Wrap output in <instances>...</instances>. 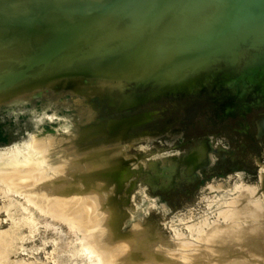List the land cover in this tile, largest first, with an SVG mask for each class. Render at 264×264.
Here are the masks:
<instances>
[{"label": "rangeland", "instance_id": "374dc122", "mask_svg": "<svg viewBox=\"0 0 264 264\" xmlns=\"http://www.w3.org/2000/svg\"><path fill=\"white\" fill-rule=\"evenodd\" d=\"M52 1L64 6L71 2ZM81 1L72 0L71 5L78 2L77 5L74 7L76 3L73 4L74 8L69 5L70 8H67L66 5L64 15L70 18L74 14L72 12L83 4ZM49 2L12 0L9 3L11 6L7 7L11 10L7 9L8 13L5 11L4 14L6 17L12 14L14 20H10L9 15L4 17L10 22L13 20L11 23L18 21L10 26L9 20H5L6 34L10 37L17 32L16 29L19 30L21 23L18 22L29 18V30V26H20L25 30L20 33V28L18 31L22 39L47 33L42 29L40 19L48 12L45 7ZM94 2H91L92 5ZM241 9L246 14L244 22L232 24L220 36L223 46L220 47L224 50L220 48L222 51L209 55L197 66L183 61L177 67H171L165 71V76L172 70L177 75L169 76L170 79L167 77L169 81L163 79L153 84V81L139 83L117 78L104 79L100 72L88 78L85 73H74L76 70L71 69H68L69 72L62 69L60 71L64 74L59 71L51 78H45L42 73L34 81L30 76L5 79L11 68V71L17 68V60H23L21 56L26 58L29 51L31 54L39 50L40 46H33L35 40L32 47L24 45L25 48L16 56L17 60L15 56L11 58L15 63L9 66L10 69L4 67L0 70L1 74L7 69V74L3 72L6 76L0 81H12L13 84L0 82V92L4 91L0 93V240H8L1 244L0 249L7 253L9 264H104L95 253L84 254L85 248L79 245H88L90 239L84 238L82 229L77 228L75 222L72 229L71 223L65 221L72 217L60 211L53 214L56 211L51 209V205L37 201V197L34 201L40 207L36 209L33 196H27V202L24 199L26 194L22 196L21 193L25 190L23 186L32 188L44 180L43 176L39 179L36 178L38 176L33 177L40 170L48 176L65 169L62 174L60 172L61 177L73 178L75 175V178L85 170L86 175L94 173V166L89 160L97 162L98 159L106 166L123 158L133 172L127 179H122L121 188L110 193L122 216L119 236L115 241L123 240L129 244L131 235L140 233L133 243L137 263L142 264L145 259L146 263L152 264V260L159 257L162 260L164 255V263L160 259L158 263L169 264L174 260V264H189L204 252L210 259L199 263L216 264L219 257L230 256L231 260L243 257L247 247L242 244L251 238L264 239V230L258 229L260 222L264 224V123L262 132L259 130L260 122H264V2L259 4L258 0H245ZM220 18L216 17L215 23L221 21ZM26 31H29V36ZM199 35L203 34L199 32ZM11 37L13 42L16 41L15 35ZM200 55L203 59L204 53ZM40 66L25 72H42ZM24 78L26 83L20 82ZM162 81L166 82L165 85ZM14 82L18 83L15 85ZM23 147L27 148V154L31 153L34 161L33 166L32 162H28L24 163L25 169L19 167L22 169L20 173L29 171L26 175L30 174L33 181L22 177L27 183L8 182L11 169L25 161ZM201 148L202 159L199 157L200 161L190 163L193 159L189 157ZM18 149L24 154L16 153L17 159L14 158V151L18 152ZM13 160H16V165ZM59 167L62 169L58 170ZM91 168L92 172L89 171ZM54 170H57L56 173ZM24 173L20 176H26ZM9 187L14 191L17 189L12 187L18 188L20 192H10L7 190ZM46 210L52 214H46ZM257 213L258 216H255ZM16 218L23 223L13 222L18 220ZM24 221L32 224L24 225ZM15 225L20 227L16 229ZM146 227H150L149 230ZM11 228L15 230L11 231ZM228 233L231 234L228 241L215 240V236L219 238ZM12 238L14 242H9ZM245 238L248 240L245 241ZM224 246L231 247V250H223ZM155 250L161 253L162 258L158 253L156 255ZM149 254L159 257L152 256V259ZM120 259V264L123 261L135 264V261H128L129 254L121 255Z\"/></svg>", "mask_w": 264, "mask_h": 264}, {"label": "bare ground", "instance_id": "6f19581e", "mask_svg": "<svg viewBox=\"0 0 264 264\" xmlns=\"http://www.w3.org/2000/svg\"><path fill=\"white\" fill-rule=\"evenodd\" d=\"M11 1L12 0H0V70H2V68L4 67L5 68L9 66L11 67V64L15 63L14 60L12 61L13 59L12 57L15 56V59L17 60L18 58H16V56L19 53H21L20 51L22 49L25 48L24 45L25 46L28 45L27 48H29L30 46L32 47V43L35 40L36 43L33 46L34 47L40 46V48L38 51H35L31 54L29 51L27 55L28 57L26 58L23 54L22 55L24 57L20 55L21 59L23 58L22 60L23 63L26 62L24 65L22 61L17 60L18 63L20 62L22 64L17 63L18 66L15 65L17 66L16 69L13 67L14 70L11 71L12 68L10 69L9 67L8 69H10V72L8 74L5 71L7 69H4L3 72L5 71L7 74V77L5 79H8V80L14 78V76L17 77V79L24 77V76H30L29 78L34 81V80H38L42 73H44L45 78L47 77L51 78V76L54 73H57L62 69L64 70L67 69L68 72H69L68 69H71L73 71L76 70L74 71V73L83 72V74L85 73V76L87 77L91 75L93 76L95 73L100 72L102 75H100V73L99 75L101 77L103 76L104 79L106 77L108 79L117 78L119 80L123 79V80H128V81H137L139 83H148L150 81H153L152 82L153 84L160 83L161 80L163 79L165 80L167 79V81H169L168 80L169 76L171 77V76L177 75V72L176 71L174 72L172 70L169 73V75L165 76V71L168 69H171V67L172 68L177 67L178 64L182 63L183 61L192 62L194 63L195 66H197L201 64L202 62H204L206 59H208L209 55L211 54L215 55L218 53V51L220 52L224 50V48L222 49L220 47L222 46L220 36L225 34L232 24L239 25L243 23L244 17L246 16L245 10L241 9L242 4L244 3L245 0H232L231 2L230 0H97L99 2L98 4L96 3L97 2L96 0H92V1L82 0L81 2H83V4L80 7H77L75 9V12L74 11L72 12L74 14L71 17L69 15L70 18H68L65 16L66 14L64 15L63 11L66 8V5H67V8H70V7H73V4H75L76 2L71 5V2H72L71 0L70 4H66L65 6L62 4H59L61 6L60 7L57 3H54L52 0H49L50 2H49L48 7H45V9L47 8L48 12H46L40 19L43 22L42 29L46 30L47 33L43 31L45 34L44 35L42 34V36H39V35L36 36L34 34L33 35L31 34L32 36H30L28 40L26 38L25 39L26 41H25L24 39L21 38L22 36L20 35L22 34L20 33H22V31L25 30L22 28L29 26L28 24L31 23L30 18H29L30 21L28 19L26 20L23 19V20H20L21 22H18V23H21L20 26L22 28L18 26L17 23L15 24L19 27V30L21 28L20 31L17 29H16L17 32L13 31L16 34L10 33L11 35L9 37V34L8 33L6 34L5 32V29L7 27L6 26L7 23L5 24V22L9 19L10 20L13 19L12 14L11 15L8 14L10 16L9 19L7 20L5 19L6 17L5 11H7L8 9L7 7ZM79 1L80 0H78V2ZM90 1L92 3L93 1H95L94 4L96 3V5L94 4L92 5ZM263 2L264 0H258L259 4H262ZM77 3L74 5V7L77 5ZM8 10H11V7ZM220 16L222 19L224 18L225 21L222 22V19L220 18L221 21L218 20L219 22L217 21L218 23H215V20H216L215 18L220 17ZM10 20L8 21L9 25L11 22H13L14 19L11 22ZM17 21L15 20V22ZM14 23H11L10 26H13ZM35 26H34V29H35ZM29 28L30 26L28 27V30ZM11 29L13 30V27H11ZM199 32L202 33L203 35L200 36ZM28 33L29 31L27 32V36H29ZM12 35H15V37L17 38L16 41L18 40L17 42L16 41L13 42L14 38L11 37ZM201 53L202 54L204 53L203 59L200 58ZM24 58H25V61H24ZM211 58H213V56H211ZM39 64H41L39 68H43L42 72L41 70L40 71L33 70L30 73H29L30 70L25 72L26 69H29L31 67L33 68L35 66H38ZM185 69L186 68H184L183 73H185ZM190 69H192V67H190ZM3 72L0 74V79L3 78V76H6L5 73ZM61 73H63V71ZM85 76H82V77H85ZM94 77H97V76L95 75ZM180 77H182V75H180ZM180 77L177 76L176 78H180ZM24 79L23 80L20 79L21 80L20 82L22 81L25 82L27 80V79L25 80ZM184 79L186 80V78ZM178 80L179 82H181L180 81L181 78ZM1 81L2 82L6 81L7 83L10 82L7 80H4V81L1 80ZM74 81H76V79ZM175 81H177V79ZM175 81L174 83L177 84V82ZM11 82H10V86L13 85L11 84ZM14 83L16 85V83L18 82H14ZM165 83L166 82L164 81L163 84L165 85ZM172 84L169 83V85H172ZM1 85L5 88L3 84ZM2 91L0 93H4V91L3 92ZM263 123L264 122H260L259 124L260 132H262ZM202 148L198 149L200 150L198 152L197 151H195V153L193 152L194 156L190 155L194 157V158L189 157V159H193L191 162L189 161L190 163L194 164V163H197L196 161L198 160L200 161L199 157L201 158L203 156L201 155L203 154L202 153L203 151H201ZM25 149H24V152L26 153L25 155H23V160L25 159V161H22V163L20 161L21 164H18V167H17L16 162H15L16 160L15 161L13 160L16 166L15 168H12L11 171L9 172L12 174H10L11 176L8 177L7 181L14 182V183L21 181V182L27 183L26 181H29V179H32L35 176H38L36 177L37 179L43 176L44 180L32 188L31 187L25 188L27 186H23L25 190L21 189L23 190L21 191V193L23 192L22 196L26 194L25 195L26 198L24 199L27 200L29 197L33 196L31 198L33 199L34 203L37 201H41V202H44V204L51 205V209L56 211L53 214H57V212L60 211L64 213L63 215H67V217H72L73 220L70 218H68V220H65V219L64 220L69 222L68 224L71 223L70 224L71 226L74 224L73 222H75V226L76 227L78 226L79 228L82 229L80 231L81 233L84 234L85 236L84 238L88 237L86 238V240L90 239V241L88 240V243L90 242L88 245L86 244L85 246L84 243L79 245V246L82 245L81 247L85 248L84 254L85 252L88 254L95 253L97 255L96 258L99 259L101 257L103 261L102 263L104 264H117V262L118 264H120L119 263V260H121L120 256L121 255L124 256L125 253L130 255V260H128L129 262L135 261L136 254H134L133 252L134 251L133 246L135 247V244L133 245V243L137 239L136 236L140 233L135 231L136 233L135 232L134 233L136 235L135 234L131 235V237L132 236L133 237L130 240L129 244L124 243L123 240L122 241L119 240L120 242L115 241L117 237L119 236L118 227H119L120 219L122 218V216L118 208L116 207V204L110 193V191L113 189L121 188L122 179L123 180L127 179L133 173L131 169L128 167L126 160L121 158L118 162L116 161V163L114 162H111V164L107 163L106 166L104 163H103L104 166L103 164H101L102 162H100V159H98L99 162L98 161L93 162V160H89L91 161L90 164L94 166V168L92 167L93 170L95 169L94 173L92 174L90 173V175L88 174L86 175L85 173L86 170H85L83 174H78L77 177L75 178H74L75 175L73 176V178L61 177L59 175L60 172L66 171L64 167H63L64 170H60L62 168L59 167L58 170L60 171L57 173L58 175L52 173L46 176L47 174L45 175L44 173H41L42 171L40 170L38 173L39 175L38 174L36 175L35 173L36 171L35 172L33 171L35 174L33 172H30L31 174H34V175L32 177L29 174L30 176L29 178V176L26 175L29 171L28 172L26 171L27 173L25 174L24 173L25 170L22 171L21 173H24V175L26 176H20L21 174L20 171L26 168V165L24 163L27 164L28 162L30 163L32 162L31 164L33 166V161H34L33 156L31 157V153L27 154V150ZM19 150L20 149H18V152L14 151L15 153L14 155L15 157L13 156L14 158L18 157L16 156L18 155L16 153H19V152L23 153V151H19ZM207 150H209V148ZM96 155H99V154H96ZM10 156L12 157V154ZM24 156H26V158H24ZM93 157L95 158V156ZM96 158H98V156ZM88 159L89 158L87 157V160ZM39 160L37 161L40 162ZM19 167H22V169ZM92 168L91 170H89L90 168L87 170L92 172ZM104 168L105 169L107 168V169L103 170ZM96 170L98 172H95ZM17 171L19 172V176H18V173L16 175ZM54 171L56 173L57 170H54ZM22 177H26L27 180L26 178H22ZM31 181H33V179ZM12 188L18 190V188H14V187ZM7 190H10V187L9 189L7 188ZM11 191H14V190H10V192ZM21 193H19V195ZM35 197H37V201H34ZM32 199H30L31 202H32ZM31 205H33V203H31ZM34 207L37 209V207H40V206H36V203H35ZM42 210L43 209H41V211ZM258 210H260V208ZM47 211L48 210H46V214H52ZM29 212L35 213L32 210H29ZM43 212L45 214V209ZM255 216H258V213ZM24 218H21V219L23 220ZM17 219L18 218H16L15 220ZM13 222L19 223L20 221L18 219L17 221H13ZM21 222H20V225H21ZM24 222H26V224L24 225H28L29 223H30L29 225L32 224V222H29V221L28 222L24 221ZM260 223H262V225ZM260 223H259L258 229L261 228L264 230L263 222H260ZM122 224L124 223L122 222ZM16 227L17 226L15 225V228ZM19 227L20 226H18V228ZM149 228L146 227L147 230H149ZM72 229H73V226H72ZM14 230L15 229H12L11 231H14ZM135 230H137V228ZM15 232H17V230ZM13 235H15V233H13ZM230 235L231 234L229 233L222 234L221 236H219V238H217L218 236H215L216 237L215 240L220 241V242L228 241L230 239ZM14 238H12L13 240L10 239L9 242H12V241L14 242L15 240ZM237 238L238 237H236V239ZM262 239L259 238L257 240L254 237V238H251V240H249L247 243L244 242V244H242L241 242L242 245H245L247 247L245 248V254L243 257L239 256L240 258H234L233 260H231L229 253H228L229 258L219 257L218 262L217 263L215 262V263L216 264H264V239L263 240ZM247 240L248 239L245 238V241ZM7 241L0 240V246H2L1 244L6 243ZM10 245L12 247V244ZM241 247L240 248L237 247V249L239 248L241 250ZM220 248L221 247H219V249ZM227 248H230L231 250V247H225V246L222 247L223 250H227ZM230 250L229 252H232ZM243 252L241 253V255H243ZM155 253L157 255L158 252L155 250ZM202 253L203 254L201 255V257L197 256L196 258H193L189 264H200L199 262L201 260L203 262V259L207 261L210 259V257L205 255L204 252ZM159 254L161 253H158V255ZM149 255L152 258L153 254L152 255L149 254ZM7 256H8L7 253L0 249V264H9ZM159 256H153V257L158 258ZM163 258H164V255H163ZM163 258L162 260L160 259V257L158 258V260L157 259L152 260L153 259L152 258L151 260L154 261L152 264L164 263L166 259L164 260ZM148 259H150L149 256H148ZM159 259L161 262L162 261L163 262L158 263L160 262ZM167 259H168V256H167ZM145 261L146 260L144 259V262ZM147 262H149V260ZM169 262H170V259H169ZM173 262L175 263L174 260ZM173 262L171 264H174ZM124 263L125 262L123 261V264ZM134 263L136 264L137 262L135 261ZM125 264H128V263H125ZM137 264H141V262L140 263L138 262Z\"/></svg>", "mask_w": 264, "mask_h": 264}, {"label": "water", "instance_id": "95a60500", "mask_svg": "<svg viewBox=\"0 0 264 264\" xmlns=\"http://www.w3.org/2000/svg\"><path fill=\"white\" fill-rule=\"evenodd\" d=\"M261 51H262V49H261Z\"/></svg>", "mask_w": 264, "mask_h": 264}]
</instances>
